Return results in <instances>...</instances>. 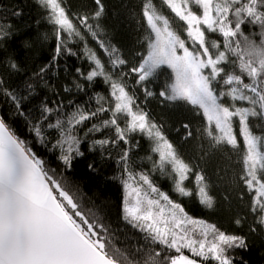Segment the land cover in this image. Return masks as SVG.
<instances>
[{"label": "snow or ice", "instance_id": "6c2138e0", "mask_svg": "<svg viewBox=\"0 0 264 264\" xmlns=\"http://www.w3.org/2000/svg\"><path fill=\"white\" fill-rule=\"evenodd\" d=\"M39 2L50 10L49 20L57 26L58 39L61 30L70 36H80V31L62 7V0ZM95 3L98 7L93 18H99L104 5L102 0H95ZM163 3L186 23L187 36L193 42V48L190 50L186 46L185 40L172 29L170 21L158 12L152 0H148L143 9L150 29L146 54L139 66L131 71L138 74L137 83H140L154 77L162 68L169 69V82L159 95L167 101H184L202 111L207 122L204 130L213 147L224 144L234 149L238 147L233 118L239 119L244 144V170L240 179L250 192L255 191L252 211L264 213V136L255 135L249 124L250 118L264 120V0H163ZM194 7L200 14L193 11ZM14 14L19 15L18 12ZM87 20L88 17L84 16L81 23L87 25ZM243 25L258 27L259 32L245 34ZM87 27L92 32L91 25ZM206 32L219 33L223 37V50H220L218 41L208 39ZM7 34L4 26L0 25V37ZM92 35L95 36V32ZM257 36L259 40L255 38ZM101 47L105 46L101 44ZM60 51L58 45L57 53ZM116 53L117 49L112 48L109 55ZM89 59L95 62L99 71L89 72L88 80L96 76L111 80L95 53H91ZM112 63L122 65L125 61L116 58ZM12 67L16 65L12 64ZM221 80L227 87L218 91L216 84ZM111 87L114 108L100 106L91 113L77 109L68 114L66 121L57 120L55 125H49L60 129L61 139L57 144L62 149L65 143L68 144L61 160L70 166L73 154L82 155L76 147L80 140L73 134L75 125L98 113L111 111L112 118L105 120L103 126H114L119 140L125 139L126 131L146 133L155 141L152 151L159 154L160 169L166 170L170 165L178 177L176 190L184 196L191 195L192 192L183 186L192 172L191 167L179 157L160 126L150 122L147 113L139 109L125 85L113 80ZM221 97L230 98L233 101L231 106H226ZM238 101H246L248 106L238 107L235 103ZM44 111L51 112L52 109L45 107ZM118 114L128 118L126 129L120 128ZM184 127L187 129L189 126L185 124ZM92 130L98 131L99 128L93 125ZM35 131L39 136V127ZM191 135L189 131L188 136ZM94 143L103 145L109 141L97 140ZM126 157L127 153L122 160ZM139 178L160 199H152L141 187H131L126 181L124 188L132 202L126 196L125 219L146 232L152 242L164 246L159 251L148 252L142 264H200L197 259L184 255L182 249L190 250L194 257L210 258L217 264H233L226 253L233 248L245 247L243 237L226 234L215 225L189 217L180 204L154 187L147 175L140 174ZM196 181L200 203L212 208L214 200L207 190L205 177L197 173ZM161 200L165 203L162 204ZM258 223L264 225V215L259 216ZM189 225L193 227H187ZM102 228L94 213L89 210L86 215L81 210L74 196L48 175L42 161L0 118V264H141L112 244L107 229H104L105 235L97 231ZM197 232L199 239L195 238ZM164 249H174L179 255L165 256Z\"/></svg>", "mask_w": 264, "mask_h": 264}, {"label": "trees", "instance_id": "16d2710c", "mask_svg": "<svg viewBox=\"0 0 264 264\" xmlns=\"http://www.w3.org/2000/svg\"><path fill=\"white\" fill-rule=\"evenodd\" d=\"M147 2L102 0L104 12L99 18H93L98 7L95 0H62V7L80 31V36H70L61 30L58 39L57 26L49 20L50 10L42 6L39 0H0V25L8 32L0 37V118L42 161L48 175L74 196L81 210L86 215L89 210L94 213L97 222L103 225L97 231L105 235L104 229H107L112 244L126 252L131 259L139 260L142 264L148 252L164 247L152 242L146 232L125 219L124 184L135 176L138 179L137 187L140 185L149 189L139 178L140 174H145L154 187L180 204L189 217L204 220L226 234L245 239V247L233 248L226 253L233 264H264V225L258 223L261 212L252 211L255 191L250 192L240 179L244 170V144L239 119L233 118L238 147L234 149L226 144L213 147L211 138L204 130L207 122L202 111L184 101L165 100L159 95L162 90L159 81L153 77L137 83L139 76L131 71L139 66L147 49L150 29L143 16ZM152 2L167 19L172 15L173 12L163 0ZM17 12L19 15L14 14ZM84 16L88 17L87 25H91L95 36L89 32L86 24L81 23ZM242 29L245 34L259 32L258 27L251 25H243ZM206 36L209 40L218 41L220 50H223V37L219 33L206 32ZM255 38L259 40L258 36ZM184 40L186 45L193 48V42ZM103 41L115 46L124 64L112 66L101 47ZM58 45L61 49L59 53ZM91 53L96 54L111 80H106L105 76L87 79L89 72L94 69L99 71L95 62L89 59ZM12 64L16 67L13 68ZM228 70H231L230 67ZM113 80L125 85L135 104L142 101L149 121L160 126L179 157L191 167L192 172L183 182V186L192 192L191 195L184 196L176 190L178 177L170 165L166 166V170L160 169L159 154L152 151L155 141L146 133L126 131L125 139L119 140L114 126H103L105 120L112 118L111 111L98 113L75 125L73 134L80 140L76 147L82 155L73 154L70 166L61 160L68 144L65 143L62 149L57 144L61 139L60 129L49 125H55L57 120L66 121L68 114L77 109L91 113L100 106L114 108L115 99L111 95ZM216 87L218 91H223L227 86H223L221 80ZM148 92L152 95L148 96ZM100 97L104 99L100 100ZM221 101L226 106L233 103L228 97H221ZM235 103L238 107L248 106L246 101ZM45 107L52 111L45 112ZM117 122L121 129H126L128 118L118 114ZM185 124L189 126L187 129ZM249 124L255 135L264 136V120L250 118ZM93 125L99 130L90 131ZM36 127L40 129L39 136ZM189 131L191 136H188ZM97 140H107L109 143L95 144ZM125 153L127 157L122 160ZM197 173L205 177L207 190L214 200L212 208L202 205L196 195ZM128 201H132L129 196ZM89 219L91 221L92 217ZM195 238H201L198 232ZM182 251L191 255L188 249ZM163 254L175 256L179 253L174 249H164ZM199 258L217 264L210 258Z\"/></svg>", "mask_w": 264, "mask_h": 264}, {"label": "rangeland", "instance_id": "374dc122", "mask_svg": "<svg viewBox=\"0 0 264 264\" xmlns=\"http://www.w3.org/2000/svg\"><path fill=\"white\" fill-rule=\"evenodd\" d=\"M193 11H197L198 12V14H200L199 13V10L197 9V8H193ZM175 14V13H174ZM173 13H172V15L170 16V17H168V19H169V21H170V24H171V27H172V29L175 31V32H177V34H179L180 35V37L182 38V39H189L190 40V38L187 36V31H186V29H187V25L186 26H184L183 25V23H182V21L179 19V17H177L176 15H174ZM185 23V22H184ZM186 24V23H185ZM182 29H183V32H182ZM149 32H150V30H149ZM154 38V37H153ZM191 41V40H190ZM192 42V41H191ZM105 47H103V50L105 51V54H106V56L108 57V60H110V62L112 63V60L113 59H116V58H119L120 59V57H119V54H118V52L116 53V54H114V55H109V53L111 52V49L112 48H115V46L112 44V43H107V42H104L103 41V43H102ZM187 47H189L188 45H186ZM107 48V51L105 50ZM189 49L191 50L192 49V47H189ZM197 49H198V47H197ZM199 50V49H198ZM144 54L143 55H145L146 54V51H144L143 52ZM143 58V57H142ZM142 60V59H141ZM141 60H140V62H141ZM115 65H118V64H113L112 63V66H115ZM170 76H171V72H170V70L169 69H167L166 67L165 68H162L161 70H159L158 71V73L154 76V78H155V80H157V81H159V83H158V85H159V87L160 88H162V90L164 89V87H165V85H166V83L167 82H169V79H170ZM151 79H153V77H150ZM155 84H153L152 86H154ZM136 105H138L139 106V109L140 110H142L143 112H144V110H143V104H142V101H137L136 102ZM135 110V109H134ZM214 126V125H213ZM138 179H137V177H132L131 179H130V181H128V183L130 184V186L131 187H137L136 185L138 184ZM139 187H141L142 189H143V191H146V192H148L149 194H150V197L152 198V199H160V197L156 194V193H151V190L150 189H147L145 186H140L139 185ZM161 192V191H160ZM126 196H128V190H126V194H125ZM130 197V196H129ZM131 198V200H132V197H130ZM132 202V201H131ZM161 203L163 204V203H165L164 201H162L161 200ZM175 203V202H174ZM261 215H264V213H261ZM191 218H193V217H191ZM193 219H196V220H199V219H197V218H193ZM202 221H204V220H202ZM204 222H206V221H204ZM207 223V222H206ZM207 224H211V223H207ZM187 227H189V228H191V227H193V226H187ZM190 251V250H189ZM183 254L184 255H187V256H189L190 258H195V259H197L199 262H200V264H210V263H208L207 261H204V260H201L199 257H194L193 256V254L191 253V255L190 254H188V253H185V252H183ZM177 255H179V254H177ZM176 256V255H175Z\"/></svg>", "mask_w": 264, "mask_h": 264}]
</instances>
